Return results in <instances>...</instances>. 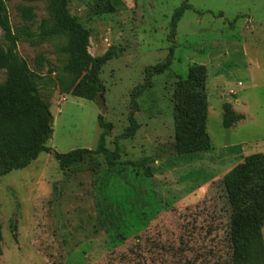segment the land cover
<instances>
[{
    "label": "rangeland",
    "instance_id": "1",
    "mask_svg": "<svg viewBox=\"0 0 264 264\" xmlns=\"http://www.w3.org/2000/svg\"><path fill=\"white\" fill-rule=\"evenodd\" d=\"M123 1L117 11L110 0H69L71 15L89 31L90 54L111 56L100 75L105 93L95 101L73 96L66 35L18 43L50 108L48 148L96 150L103 116L112 125L107 149L118 156L114 167L92 155L63 169L52 154H42L26 170L1 178L0 264H139L140 257L147 264H264V224L245 166L246 158L264 156V0ZM47 6L0 0L14 29L34 33L50 19ZM24 9H32L33 20L24 18ZM0 45L10 48L1 25ZM171 51V67L137 100L139 130L122 139L133 91L145 83L146 69ZM198 66L207 72L211 148L180 156L174 95ZM6 81L1 72L0 84ZM225 105L244 116L231 129L222 127ZM200 228H210L211 237ZM198 255L203 259L196 262Z\"/></svg>",
    "mask_w": 264,
    "mask_h": 264
},
{
    "label": "trees",
    "instance_id": "2",
    "mask_svg": "<svg viewBox=\"0 0 264 264\" xmlns=\"http://www.w3.org/2000/svg\"><path fill=\"white\" fill-rule=\"evenodd\" d=\"M50 19L43 20L39 33H34L29 27L14 29L9 21L7 9L1 8L0 25L5 38L10 44L8 50L0 45V73L7 74L5 84H0V179L13 172L29 168L42 154H52L65 169L79 164L87 156L102 155L109 166H115L118 152L107 149V138L112 134V125L99 116L98 122L102 129L98 148L94 151L80 149L68 154H59L48 148L53 129L49 105L38 94L37 80L40 76L31 71L26 60L17 53L18 43L25 39L33 42L34 38L45 40L50 37L66 35L69 39L64 52L68 54L65 72L75 77L73 96L88 101H95L105 93V87L100 79L103 67L111 60L107 54L95 58L89 52V31L74 16L69 9V0H44ZM110 6L116 10L113 0ZM24 18L33 20L32 9H24ZM183 14L178 10L173 17L172 33L175 34L177 24ZM173 63V51L167 59L157 65L148 67L145 71V83L137 87L131 95L130 126L122 135V139L133 138L139 130L135 119L138 112L137 100L151 86L152 78L164 74ZM41 66V65H40ZM207 72L205 67H194L189 72V78L178 83L174 95V122L177 154L188 155L210 151V139L206 130L208 115L206 97ZM244 120L230 105L224 107L222 127L231 129ZM249 175L253 198L257 207L261 224H264V156L253 155L245 160ZM14 239L17 240V230L13 228ZM198 233L205 232V239L211 237L210 228L206 231L200 228ZM207 237V238H206ZM3 227L0 222V257L3 256ZM181 247L182 241H178ZM184 250H182V253ZM203 258L196 257V262ZM139 264H147L140 257Z\"/></svg>",
    "mask_w": 264,
    "mask_h": 264
},
{
    "label": "crops",
    "instance_id": "3",
    "mask_svg": "<svg viewBox=\"0 0 264 264\" xmlns=\"http://www.w3.org/2000/svg\"><path fill=\"white\" fill-rule=\"evenodd\" d=\"M113 2H114V5L117 11L118 10L120 11L126 7L125 2L123 0H113ZM142 233H145V232L143 231L141 232V234Z\"/></svg>",
    "mask_w": 264,
    "mask_h": 264
}]
</instances>
